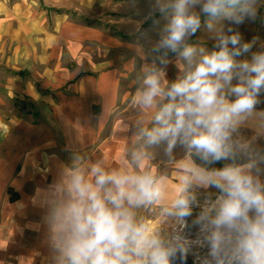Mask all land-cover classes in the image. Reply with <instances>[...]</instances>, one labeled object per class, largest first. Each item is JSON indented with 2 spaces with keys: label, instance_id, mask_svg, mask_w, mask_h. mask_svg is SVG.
Listing matches in <instances>:
<instances>
[{
  "label": "clouds",
  "instance_id": "1",
  "mask_svg": "<svg viewBox=\"0 0 264 264\" xmlns=\"http://www.w3.org/2000/svg\"><path fill=\"white\" fill-rule=\"evenodd\" d=\"M261 6L152 0L145 20L158 13L166 23L155 41L137 25L129 45L145 62L138 72L131 64L135 118L122 121L131 142L120 163L70 145L69 162L31 197L43 210L50 264H184L194 247L207 249L200 264H264V43L253 51L257 40L233 27L254 23ZM202 27L211 50L191 42ZM172 63L178 72L169 80Z\"/></svg>",
  "mask_w": 264,
  "mask_h": 264
},
{
  "label": "crops",
  "instance_id": "2",
  "mask_svg": "<svg viewBox=\"0 0 264 264\" xmlns=\"http://www.w3.org/2000/svg\"><path fill=\"white\" fill-rule=\"evenodd\" d=\"M113 1L0 0V264H50L31 197L69 162L70 145L110 165L128 147L131 64L138 72L145 61L129 47L133 19L101 16L117 13ZM26 128L36 136L23 139Z\"/></svg>",
  "mask_w": 264,
  "mask_h": 264
},
{
  "label": "rangeland",
  "instance_id": "3",
  "mask_svg": "<svg viewBox=\"0 0 264 264\" xmlns=\"http://www.w3.org/2000/svg\"><path fill=\"white\" fill-rule=\"evenodd\" d=\"M113 3H117L118 5V11L112 12L109 11L107 13H102L101 16L104 18H118L119 20L126 17V14H128L129 19H133L134 21V40H136L137 33L135 32V28L137 25H140L142 27V30L148 34L150 39L152 41H155L159 38L158 35V29L163 26L166 21L157 13L156 16L151 18V21L149 23H146L149 19L145 20V17L148 16L152 0H114ZM154 21H158V24H154ZM126 19L122 21V23H125ZM143 23H146V25H143ZM228 21H224L225 25H228ZM130 24V23H129ZM235 30H238L245 41H252L253 39L257 40V43L253 47V51L260 50V45L264 43V0H262V6L260 8V16L259 18L253 23L246 21L244 24L241 25H233ZM143 42V41H142ZM191 42H196L199 44H203L206 47H208L210 50L212 49L215 41L212 39L211 34L206 31L205 28H201L195 36L191 38ZM170 59L175 61V55L169 54ZM150 59V58H149ZM151 60V59H150ZM177 68L175 67V64H169L167 69L168 79L173 80L175 79L177 75ZM262 100H264V97H262ZM257 109H264V103H261L257 105ZM130 115L135 116L134 114L128 112ZM127 115V114H126ZM26 119V118H24ZM43 122L40 124V127L37 130H41L42 124L46 126V123L44 122V119H41ZM26 121H29L30 119L27 118ZM31 124H29L30 126ZM50 126V123L48 124ZM44 130H46L44 128ZM245 135L251 136L253 133L250 129H243L242 130ZM57 133V130H56ZM37 134V133H36ZM36 134H32L29 128H26V132L23 133V139H30L32 136H36ZM58 134V133H57ZM39 136L46 137V133L43 131L40 132ZM131 142V138L129 140L128 146ZM261 146H264V140L259 141ZM177 158H181L183 153L181 149H177ZM162 157L160 155H157L156 159L153 161V163L159 164L160 168L163 169L164 165L161 163ZM224 162H220L219 164L215 165V167H222ZM155 171V169L153 168ZM213 193L212 198H215L216 189L210 190ZM204 197H201V200L203 201ZM199 212V209H194V216ZM149 223L152 226V228H159L161 226V221L158 216L155 218H152V213L149 212ZM199 232L198 227H193L190 229L191 238L196 239L197 234ZM207 249L202 247H194L192 253L188 255V257L192 260L193 264H200V259L205 255Z\"/></svg>",
  "mask_w": 264,
  "mask_h": 264
},
{
  "label": "trees",
  "instance_id": "4",
  "mask_svg": "<svg viewBox=\"0 0 264 264\" xmlns=\"http://www.w3.org/2000/svg\"><path fill=\"white\" fill-rule=\"evenodd\" d=\"M197 163H199V161H197ZM9 194H10V200L11 201H15L19 197V195L17 193L13 192V190H9Z\"/></svg>",
  "mask_w": 264,
  "mask_h": 264
},
{
  "label": "water",
  "instance_id": "5",
  "mask_svg": "<svg viewBox=\"0 0 264 264\" xmlns=\"http://www.w3.org/2000/svg\"><path fill=\"white\" fill-rule=\"evenodd\" d=\"M177 264H181V261L177 260ZM184 264H193L192 260L187 256L186 261Z\"/></svg>",
  "mask_w": 264,
  "mask_h": 264
}]
</instances>
